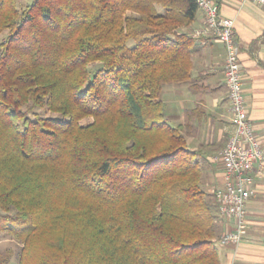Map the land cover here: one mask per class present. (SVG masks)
<instances>
[{
    "label": "trees",
    "instance_id": "1",
    "mask_svg": "<svg viewBox=\"0 0 264 264\" xmlns=\"http://www.w3.org/2000/svg\"><path fill=\"white\" fill-rule=\"evenodd\" d=\"M18 3L0 0V223L25 234L18 264H221L216 199L161 98L192 79L197 0Z\"/></svg>",
    "mask_w": 264,
    "mask_h": 264
},
{
    "label": "crops",
    "instance_id": "2",
    "mask_svg": "<svg viewBox=\"0 0 264 264\" xmlns=\"http://www.w3.org/2000/svg\"><path fill=\"white\" fill-rule=\"evenodd\" d=\"M214 1L223 17L235 20L248 116L264 150V7L246 0ZM205 26V14L200 10L186 30L193 33ZM191 59L192 79L165 85L161 98L167 121L181 127L188 148L198 153L205 188L213 194L224 183L222 166L213 158L234 132L225 77L226 50L215 36L202 35L196 37ZM255 187L256 194L247 204L246 234L240 246L219 248L221 264H264V166L262 175L255 178ZM211 200L215 204V196ZM216 226L222 232L232 229L217 208Z\"/></svg>",
    "mask_w": 264,
    "mask_h": 264
},
{
    "label": "built area",
    "instance_id": "3",
    "mask_svg": "<svg viewBox=\"0 0 264 264\" xmlns=\"http://www.w3.org/2000/svg\"><path fill=\"white\" fill-rule=\"evenodd\" d=\"M246 1L264 7V0ZM197 4L205 14L206 26L192 35H213L226 50L225 77L234 132L213 158L224 173L223 186L216 192L215 199L220 216L232 223V229L223 235L221 244L239 246L247 231V204L256 194L255 178L263 173L264 150L248 116L235 20L223 17L214 0H197Z\"/></svg>",
    "mask_w": 264,
    "mask_h": 264
},
{
    "label": "rangeland",
    "instance_id": "4",
    "mask_svg": "<svg viewBox=\"0 0 264 264\" xmlns=\"http://www.w3.org/2000/svg\"><path fill=\"white\" fill-rule=\"evenodd\" d=\"M30 2H31V0H19L18 4H19L20 7H22L25 4L30 3ZM159 11L161 13H163L164 9L162 7H159ZM6 34L7 33L5 32V33L0 35V42L5 38ZM98 67H99V64H92L90 69H91V71H94ZM37 112L40 113L41 116H43V117L56 116L55 114H51L50 112L45 111V110H37ZM90 121H92V119L83 120L82 124L90 122ZM199 160L201 161V159H199ZM201 164H202V161H201ZM202 166H203V164H202ZM205 178H206L205 176L202 177V187L203 188H205ZM207 192H208V190H207ZM216 192L217 191H214V193L211 194V195L213 197L214 196L216 197ZM0 212H1V210H0ZM15 212H16L15 209H12L10 211V214H14ZM2 226L5 229L4 230L0 229V256L2 257L4 255L10 253L9 264H18L19 255H20L21 249H22V247L24 245L25 234L24 235H22V234L18 235L16 233L12 232L13 225H12L11 222H2V223H0V227H2ZM227 232H229V231L222 232L221 229L217 230V234L218 235H217V238H216V244H217V246H219L218 248L230 245V244H228V245L221 244V238ZM233 246L234 247H238V246H235V245H233Z\"/></svg>",
    "mask_w": 264,
    "mask_h": 264
}]
</instances>
